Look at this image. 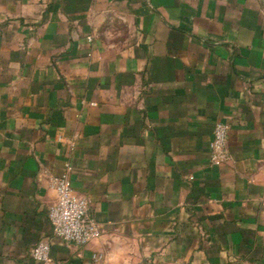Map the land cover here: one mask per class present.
Listing matches in <instances>:
<instances>
[{
  "label": "crops",
  "instance_id": "crops-1",
  "mask_svg": "<svg viewBox=\"0 0 264 264\" xmlns=\"http://www.w3.org/2000/svg\"><path fill=\"white\" fill-rule=\"evenodd\" d=\"M67 173L87 246L53 235ZM43 241L49 264L261 263L264 0H0V264Z\"/></svg>",
  "mask_w": 264,
  "mask_h": 264
},
{
  "label": "built area",
  "instance_id": "built-area-1",
  "mask_svg": "<svg viewBox=\"0 0 264 264\" xmlns=\"http://www.w3.org/2000/svg\"><path fill=\"white\" fill-rule=\"evenodd\" d=\"M229 137L230 127L219 122L211 144L213 163L221 164L230 161ZM54 189L58 201L49 213L53 235L78 246H87L99 238V224L90 214L89 202L75 193L68 173L55 181ZM51 252L52 242L43 241L33 249L32 258L40 264H49Z\"/></svg>",
  "mask_w": 264,
  "mask_h": 264
},
{
  "label": "rangeland",
  "instance_id": "rangeland-1",
  "mask_svg": "<svg viewBox=\"0 0 264 264\" xmlns=\"http://www.w3.org/2000/svg\"><path fill=\"white\" fill-rule=\"evenodd\" d=\"M260 264H264V252L263 254L261 255V263Z\"/></svg>",
  "mask_w": 264,
  "mask_h": 264
}]
</instances>
